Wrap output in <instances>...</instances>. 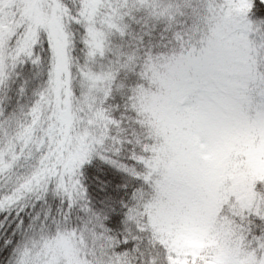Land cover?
I'll use <instances>...</instances> for the list:
<instances>
[{
  "label": "snow or ice",
  "instance_id": "1",
  "mask_svg": "<svg viewBox=\"0 0 264 264\" xmlns=\"http://www.w3.org/2000/svg\"><path fill=\"white\" fill-rule=\"evenodd\" d=\"M0 264H264V0H0Z\"/></svg>",
  "mask_w": 264,
  "mask_h": 264
}]
</instances>
